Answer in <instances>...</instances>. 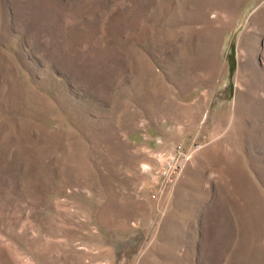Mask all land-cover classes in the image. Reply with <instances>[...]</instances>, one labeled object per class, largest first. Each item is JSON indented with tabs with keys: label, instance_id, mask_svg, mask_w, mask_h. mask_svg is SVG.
Masks as SVG:
<instances>
[{
	"label": "rangeland",
	"instance_id": "rangeland-1",
	"mask_svg": "<svg viewBox=\"0 0 264 264\" xmlns=\"http://www.w3.org/2000/svg\"><path fill=\"white\" fill-rule=\"evenodd\" d=\"M0 264H264V0H0Z\"/></svg>",
	"mask_w": 264,
	"mask_h": 264
},
{
	"label": "built area",
	"instance_id": "built-area-1",
	"mask_svg": "<svg viewBox=\"0 0 264 264\" xmlns=\"http://www.w3.org/2000/svg\"><path fill=\"white\" fill-rule=\"evenodd\" d=\"M178 156L172 155L167 159L162 160L159 165L154 168V179L153 182L155 185L160 186L164 182H172L173 179L177 176V174L182 169L183 163L188 157V154L185 152L178 151ZM152 196L155 194L152 193Z\"/></svg>",
	"mask_w": 264,
	"mask_h": 264
}]
</instances>
